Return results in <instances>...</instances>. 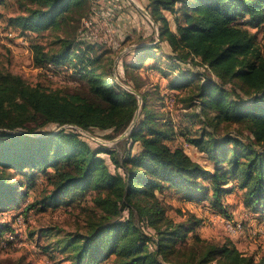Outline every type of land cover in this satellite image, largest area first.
Here are the masks:
<instances>
[{
    "label": "trees",
    "instance_id": "trees-1",
    "mask_svg": "<svg viewBox=\"0 0 264 264\" xmlns=\"http://www.w3.org/2000/svg\"><path fill=\"white\" fill-rule=\"evenodd\" d=\"M147 2L151 18L158 23L159 40L140 47L131 67L153 59L150 52L162 49L165 42L175 61L199 66L216 78L190 80L178 73L167 81L171 91L187 87L183 101L188 107L198 106L196 117L203 118L206 126L215 131L219 126L235 127L222 134L203 128L199 136L185 139L186 145L214 163V171L164 142L169 129L149 107L148 93L136 83L138 76L125 70L123 82L132 83V93L120 87L109 70L96 66L97 59L57 38L55 49L32 47L34 66L67 63L86 79L88 93L33 87L18 75L0 71V214L19 209L17 201L33 186L38 169L47 176V186L21 213L34 206L56 208L75 190L94 192L91 206L80 210L84 232L65 233L54 244L70 264H264V253L257 259L245 255L230 239L216 244L200 238L201 220L194 214L175 222L156 194L167 189L187 201H209L216 213L228 219L224 197L232 191L228 185L235 183L245 209L264 214V47H258L255 36L238 23L239 18H248L262 24L264 0ZM18 3L20 13L7 22L21 33L55 30L88 12L86 0ZM164 11L175 16L174 30L168 27ZM158 71L164 78L170 76ZM138 106V117L120 143L126 146L122 152L88 142L78 132L110 131L107 138H116L129 128ZM136 144L139 149L131 154ZM26 169V183L14 180ZM201 180L210 181L209 194ZM22 187L25 192L19 191ZM21 213L10 217L14 220ZM12 221L0 223V239L4 231L13 230Z\"/></svg>",
    "mask_w": 264,
    "mask_h": 264
},
{
    "label": "rangeland",
    "instance_id": "rangeland-1",
    "mask_svg": "<svg viewBox=\"0 0 264 264\" xmlns=\"http://www.w3.org/2000/svg\"><path fill=\"white\" fill-rule=\"evenodd\" d=\"M86 1L88 12L78 20H75L76 15L72 14L71 18L75 21L67 20L58 29H46L39 33H21L7 22L8 18L20 13L18 0H0V71H9L18 75L33 87L40 86L64 94L86 95L88 93L86 79L79 78L67 63L57 67L49 65L40 68L34 66L32 61V47L36 44L48 51L57 48V38L72 42V48L97 59L96 66L109 70L120 87L131 89L132 83H129L130 86L123 82L126 69L138 76L136 83L141 85V92L148 93L149 107L159 114L162 126L169 129L164 142L171 149H182L193 161L213 172L214 163L194 146L186 145L185 139L199 136L203 128L210 132L215 130L211 126H206L203 118L196 117L200 113L198 106L188 107L183 101L187 87L171 91L167 88V81L178 73L188 76L190 80L201 77L216 81V78L199 66L175 61L165 42L161 44L162 49H154L150 52L155 56L153 59L143 60L138 68H132L131 64L137 57V50L140 47L152 46L159 40L158 23H155L149 14L147 0ZM162 14L168 22V27L174 30L175 16L168 11ZM238 23L255 36L258 47H264V22L255 25L248 18H239ZM145 62H149L148 65ZM156 68L162 69L170 76L164 78ZM229 86L226 85L227 88ZM139 106L137 115L135 114L136 119ZM234 128L219 126L215 133L222 134L225 130L232 131ZM47 129L54 128L47 127ZM78 132L88 142L106 148H116L122 152L123 147H126L125 144L120 147V143L125 138L118 140L119 142L115 141L119 136L113 139L107 138L110 131L96 130L93 134ZM138 149V145H134L131 154H135ZM105 158L109 163L108 157ZM49 172H52V169ZM25 173L28 174L27 169L17 173L14 180L26 183L27 180L23 175ZM34 176L33 186L26 191L24 198L17 201L20 202L19 209L15 210V208L9 213L0 214V223L11 222L13 220L10 217L11 213H21L27 203V206L30 205L43 193L48 182L47 176L38 169L34 170ZM200 185L205 194H209L210 181L201 180ZM228 188L232 189L231 193L224 197L228 219L216 213L209 201H187L180 194L167 189L156 194L166 206L167 215L175 222L183 221L187 214H194L201 220L197 229L200 238L216 244L230 239L243 254L252 255L257 259L264 253V214L245 209L242 191L236 188L235 183H230ZM19 191L25 192V187ZM93 196L94 192L90 189L85 192L75 190L61 198L56 208L40 209L34 206L28 210L24 209L20 215L25 219V226L22 229L25 246L9 253L0 251V264H49L50 262L70 264L66 254L57 251L58 248L54 249V244L65 233L84 232L79 214L82 207L91 206ZM227 222L239 224L240 230L230 233L225 226ZM191 241L190 236L187 242Z\"/></svg>",
    "mask_w": 264,
    "mask_h": 264
},
{
    "label": "built area",
    "instance_id": "built-area-1",
    "mask_svg": "<svg viewBox=\"0 0 264 264\" xmlns=\"http://www.w3.org/2000/svg\"><path fill=\"white\" fill-rule=\"evenodd\" d=\"M21 215H17L12 221V229L4 231L0 239V251L9 253L18 250L25 246L22 229L25 226V219ZM231 223V224H229ZM230 233H235L240 230V225L232 222L225 224ZM49 264H53L50 262Z\"/></svg>",
    "mask_w": 264,
    "mask_h": 264
},
{
    "label": "water",
    "instance_id": "water-1",
    "mask_svg": "<svg viewBox=\"0 0 264 264\" xmlns=\"http://www.w3.org/2000/svg\"><path fill=\"white\" fill-rule=\"evenodd\" d=\"M142 12H143V11H142ZM143 14H146V12H143ZM127 90H129V91H131L132 93H134V91H132V89H129V88H128ZM138 102H140V97H139V96H138ZM136 115H137V114H136ZM136 115L134 116V119H133V121L131 122L129 128H128V129H127L122 135H120L115 141H118V140L124 138V137L127 135L129 129H131L132 126H133V124L135 123Z\"/></svg>",
    "mask_w": 264,
    "mask_h": 264
},
{
    "label": "crops",
    "instance_id": "crops-1",
    "mask_svg": "<svg viewBox=\"0 0 264 264\" xmlns=\"http://www.w3.org/2000/svg\"><path fill=\"white\" fill-rule=\"evenodd\" d=\"M235 244V243H234ZM236 245V244H235ZM237 247V246H236ZM239 250V249H238Z\"/></svg>",
    "mask_w": 264,
    "mask_h": 264
}]
</instances>
